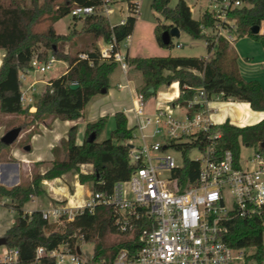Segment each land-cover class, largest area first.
Returning a JSON list of instances; mask_svg holds the SVG:
<instances>
[{
	"label": "trees",
	"instance_id": "1",
	"mask_svg": "<svg viewBox=\"0 0 264 264\" xmlns=\"http://www.w3.org/2000/svg\"><path fill=\"white\" fill-rule=\"evenodd\" d=\"M131 7L135 0H123ZM172 0H152L150 9L164 22H158L153 34L160 47L169 49L161 43V35L172 27L186 33L194 40H203L209 54L208 58L197 57H150L127 58V63L141 76V86L137 93L144 100L156 96L158 90L177 83L179 96L173 101L181 108L187 107L198 89L204 92L207 101L214 97L247 103L253 112H264V89L256 81H245L237 69V55L228 42L216 36L212 30L216 22L213 11H204L198 19H193L191 8L184 0L169 7ZM221 3L224 0H216ZM231 4L239 2V7L226 11L228 19L234 22L233 35L237 38L251 39L264 47V34L260 29L264 22V0H228ZM103 0H0V51L3 57L0 64V113L21 116L23 121L16 128L21 133L32 125L44 124L47 120L76 121L89 101L101 95L103 89L109 88V76L117 67L111 58H102L96 46L98 41L108 44L112 37L119 44L127 39L134 29L136 17L129 15L122 25L111 26L108 18L101 14H91L83 18H73L74 23H81L80 30L69 34H57L52 25L45 32H36L34 27L43 15H53L52 24L70 14L75 6L100 8ZM110 1L108 2V5ZM137 4V3H136ZM204 29L207 32H204ZM81 38L83 48L74 50L73 39ZM71 48L64 52L66 45ZM41 49V50H39ZM86 55L79 59L78 55ZM49 56L67 64V70L60 77L49 81L43 92L35 96L34 112H29L20 104L19 73L27 69L31 60L37 57L46 61ZM76 85L75 89L70 88ZM198 109L197 106L194 108ZM115 127L108 137L100 140L106 128L107 117L98 118L85 127L84 139L80 145L75 143L76 127L68 129L66 140L54 149V159L43 173H36L30 182H21L11 188L0 185V206L13 210L16 214L13 224L6 230L3 238L6 247L18 250L19 264H54V260L44 256L35 262L36 249L41 247L51 251L65 246L72 252L78 243H92L94 253L92 262L104 259L103 252L130 246L128 234L118 231L114 224V213L109 207H97L93 214L83 212L64 228L54 229L52 224L44 221L41 212L30 214L23 211V206L32 197L43 192L41 183L61 177L68 172L77 174L78 182L83 185L91 183L92 193L108 194L114 184L129 179L135 165L128 158L134 128L127 127L126 117L122 112L113 115ZM220 137L214 141L207 138L215 133ZM94 140L88 143L89 136ZM213 143V145H212ZM264 152V119L257 123L238 127L225 121L212 127L208 133H198L170 144V148L181 154V166L173 172L178 185L183 187L195 185L200 162L190 160L187 156L192 149L203 151L211 146L214 156L225 151L231 152L235 164L239 160L240 145L256 146ZM7 148L0 143V152ZM61 151L59 157L58 151ZM91 167L89 174L80 172V167ZM9 200V202H8ZM131 233L136 235V229ZM264 232V215L251 219L231 218L223 224L222 240L230 248L253 251V258H263L262 234ZM113 235L122 237L111 241ZM115 254V253H114ZM113 257L111 256L109 260Z\"/></svg>",
	"mask_w": 264,
	"mask_h": 264
},
{
	"label": "built area",
	"instance_id": "2",
	"mask_svg": "<svg viewBox=\"0 0 264 264\" xmlns=\"http://www.w3.org/2000/svg\"><path fill=\"white\" fill-rule=\"evenodd\" d=\"M103 2L97 9L75 6L70 15L83 18L101 14L107 18L112 11L109 0ZM239 6V2L231 4L224 0L213 10L216 22L212 32L216 36L232 41L235 27L226 11ZM129 13L136 17L138 4L135 3ZM120 44L112 37L107 47L99 49V53L102 58H111L126 75L129 65ZM78 57L86 59L84 54ZM54 61L52 56L46 61L34 57L29 67L19 73L20 104L29 112L35 111V96L40 94L36 89L37 82H29V75L45 73ZM118 88L124 87L119 84ZM176 92L174 98H165L166 105L155 109L152 114L145 112L146 101L136 93L132 107L125 111L134 128L133 138L128 141L132 146L128 158L136 166L128 180L114 184L108 194L91 192L81 201L72 197L65 204L61 202L41 212L44 221L64 228L83 212L93 214L97 207H109L114 213L118 231L127 233L132 244L119 249L109 262L86 260L81 252L76 253L78 247L74 252L65 246L51 251L39 247L35 252V262L47 256L54 260V264H249V261L264 264V255L257 260L252 256L254 252L230 248L221 237L223 224L231 218L251 219L264 215V152L259 151L257 144V151L243 168L240 159L235 164L229 151L214 156L212 143L202 151L203 157L198 160L196 184L179 186L173 172L181 164H176L169 154L163 157H155L154 154L178 152L170 148V144L198 133H208L218 125L213 122L209 101L201 89L185 108L173 104L179 96L177 89ZM196 106L198 109L195 110ZM219 137L220 133L215 132L207 138L214 141ZM136 225L138 228L133 236L131 233ZM0 264H19L18 250L0 247Z\"/></svg>",
	"mask_w": 264,
	"mask_h": 264
},
{
	"label": "crops",
	"instance_id": "3",
	"mask_svg": "<svg viewBox=\"0 0 264 264\" xmlns=\"http://www.w3.org/2000/svg\"><path fill=\"white\" fill-rule=\"evenodd\" d=\"M197 1H199L200 3L197 4L195 2L191 6L185 2L187 6L191 8V14L194 8L198 10L199 16L197 18H194L192 16V18L195 20L198 19L204 11H208L209 10L208 8L211 7L212 8L211 11H213L214 9H217L219 6V3L216 0H205L204 3H202L201 0H197ZM135 2L137 3L136 0ZM203 7L205 9L201 11ZM127 9H128V5L126 4L125 10L127 11L129 16L130 13ZM121 10L122 9H120L119 11ZM138 14L139 11L137 15ZM137 15H136V22L132 34L127 39H125L127 43L125 45V51L122 52L129 58L137 57L136 55L135 56L131 55L132 52L130 51L131 39L133 38V34L135 30L138 29V25H139V19L137 18ZM127 17L121 19L119 21V24L121 21H125ZM155 25L156 23L152 24V26L154 27ZM112 26H116V25H112ZM181 33L182 32L179 31V36L181 35ZM259 33L264 34V22L261 23ZM233 41H234V36L231 41V46L237 55V69L240 76L245 81L258 82L260 86L264 89V47L259 43L251 39H248L246 37L238 39L235 43H233ZM29 82L32 81L29 80ZM119 84H121L124 88H118ZM171 85H172L171 88L170 86L161 87L158 90L155 97L145 100L146 113L152 114L155 111V109L165 106L166 105L165 98L167 97L174 98L177 94L176 89L179 95V89L177 83H173ZM140 86H141V76L137 71H135L131 66H129V70L127 74L123 75L118 67L117 74H115V71H113L109 76V88L106 94L98 95L92 98L84 108L82 112V116L78 120L76 121L49 120L48 122L46 121V125L44 124L32 125L23 132V135L31 134L27 141L28 146L30 148L29 151H21L15 148L10 151L9 156L12 157L15 161L19 162L22 165V167L25 169L30 168V166H34L35 164H40L41 167L42 165H46V164L50 165V162L54 159V154L52 153V151L54 149L59 148L60 143L66 140L67 132L70 127L72 126L76 127L75 143L77 145H80L84 139V132L86 125L88 123L96 121L98 118H102L106 116L108 119L104 133H105V138H107L108 134L115 127L114 118H113L115 112H122L126 117L127 127L131 128L132 125L128 121V115L125 114V111L132 107L135 99V95L137 93V89ZM162 88H165L166 92H161L160 90ZM216 98L217 97H214L211 101L208 102V109L211 110L210 112L213 122L217 125H220L221 123L227 121L232 125L243 127L246 125L257 123L260 120L264 119V112H253L247 103H242L232 100L231 101L230 100L224 101L222 99L217 100ZM229 107L231 108V110L228 112L227 108ZM231 113L234 116L233 118L230 119L229 114ZM19 163L17 164L3 163V162L0 163V185L7 188H11L20 183ZM84 167L88 168L90 166L85 165ZM68 173L63 174L59 178L42 182V187H41L43 190L42 193L47 194V196L53 202L52 203L53 206L61 202L65 204L67 200L71 199L72 197L74 199H77L78 201H81L87 198L91 194V186L90 189H87L85 187V184L83 185L78 183L74 184L75 189L73 192H69L66 185L62 186L61 180ZM74 178H76L75 174H74ZM15 180L16 183L12 185L15 182ZM34 198L35 197H32L30 199L32 203V207H30L29 209H23L25 213L30 214L31 212L34 211L42 212L47 209L44 207H40V205H38V203L34 200ZM12 224H13V220H7L4 222L0 221V237L4 235L6 230L10 228Z\"/></svg>",
	"mask_w": 264,
	"mask_h": 264
},
{
	"label": "rangeland",
	"instance_id": "4",
	"mask_svg": "<svg viewBox=\"0 0 264 264\" xmlns=\"http://www.w3.org/2000/svg\"><path fill=\"white\" fill-rule=\"evenodd\" d=\"M26 5H29V0H24ZM39 3L42 2V0H38ZM110 1V8H111V15L108 17L109 24L112 25H117L119 24V21L125 17L128 16L127 11L125 10L126 2L123 0H109ZM138 3V11L139 14L137 15V18L139 19V25L138 29L135 30L133 34V38L131 39L130 43V51L131 55L137 56V57H144V58H150V57H166V56H171V57H197V58H207L208 57V52H207V47L205 45V42L203 40H194L191 37H189L186 33L182 32L181 35L178 38H171V47L169 49L160 47L157 45L155 37L153 35V28L152 26L153 23H162V24H167L165 23L162 18L154 13L150 9V1L151 0H136ZM178 0H172L169 7L173 8ZM188 5H192L195 2L199 4L200 2L197 0H184ZM202 3H204L205 0H201ZM203 6V5H202ZM122 9L121 11H119ZM205 8L203 7L201 11H203ZM208 11H211L212 8H208ZM192 16L194 18H197L199 16L198 10L196 8L193 9ZM52 18L53 15L47 14L43 15L36 26L34 27V30L36 32H45L48 28V26L52 25L54 31L57 34H69L72 30H80L81 23H74L73 18L70 14L67 16L59 19L55 23L52 24ZM234 36V35H233ZM83 38V37H81ZM80 37H77L73 39V41L76 43L74 50H79L83 48V44L80 41ZM238 39L234 36V41L235 43ZM126 40L121 42L120 44V50L121 52L125 51V45H126ZM70 44L66 45L64 48V52H67L71 48L69 47ZM96 46L98 49L105 48L107 47L106 44H104L101 41H98L96 43ZM133 48V50H132ZM41 50V49H39ZM137 51V52H136ZM135 53V54H134ZM139 53V54H136ZM3 54L2 51H0V56ZM1 57H0V63H1ZM67 64L63 61L55 60L54 63L52 64L50 70L46 71L43 74H38V73H32L29 75V80L32 82H37L36 89L39 93L43 92L45 89V85L51 81L54 80L58 77H60L66 70H67ZM115 74L118 72V67L115 68ZM115 76V75H114ZM113 78V77H112ZM32 79V80H31ZM45 84V85H44ZM161 92H166L165 88H162L160 90ZM231 101V100H230ZM233 101V100H232ZM228 112L231 110V108H227ZM34 112V111H33ZM235 113V112H234ZM233 114H229L230 119L233 118ZM23 121V117L21 116H11V115H3L0 113V139L1 137L8 132L9 130L16 128L17 125H19ZM49 120H47L48 122ZM107 125V124H106ZM106 129V128H105ZM24 132V131H23ZM23 132L20 133L18 139L11 145L5 148L0 152V163H12V164H17L19 162L15 161L12 157L9 156V153L12 149H19L21 151H24V148L28 146V138L30 137L31 134L23 135ZM105 130L100 136V140L105 139ZM215 132H218L215 130ZM22 136V137H21ZM257 151V146H245V145H240V154H239V159H240V164L244 168L246 165V162L249 157H251L255 152ZM25 153V152H24ZM171 155L176 164L180 165L182 158L181 154L175 151H168V152H159L157 154H154L155 157H163L165 155ZM59 157L61 156V151H58L57 154ZM188 158L190 160H201L203 155L202 152L197 150V149H192L188 152L187 154ZM20 164V163H19ZM156 164V162H154ZM50 165H41L40 164H35L34 166H30V168H23L22 165L20 164V176H19V181L22 184H26L27 182H30L32 179V176L36 173H42L46 169L49 168ZM80 172L83 174H89L91 172V168L81 166L80 167ZM74 174L76 175V178H74ZM80 184L78 182V177L77 174L74 172H69L62 180H61V185H66L68 188L69 192H73L75 189L74 184ZM91 183L87 182L85 184V187L87 189H90ZM42 187V183H41ZM7 188V187H6ZM34 200L40 205V207L44 208H52L54 207L52 205V201L50 198L47 196V194L40 193L37 195ZM226 204L229 206L230 202L228 200V197L226 198ZM32 207L31 200L26 202V204L23 206V209H29ZM15 212L7 207L0 206V221L4 222L7 220H13L15 219ZM52 224V228L54 229H59L57 225ZM111 241H119L122 239L121 236L119 235H113ZM262 242L264 246V232L262 234ZM77 247L79 248V251L81 252V256L85 258L86 260H90L93 256L94 253V245L92 243H78ZM117 252V249H113L111 251H106L103 252L106 257L103 259L105 262H109V258L114 256ZM247 252V251H246ZM253 251H248L247 253H251ZM251 260V259H250ZM249 264H256L255 261H249Z\"/></svg>",
	"mask_w": 264,
	"mask_h": 264
},
{
	"label": "water",
	"instance_id": "5",
	"mask_svg": "<svg viewBox=\"0 0 264 264\" xmlns=\"http://www.w3.org/2000/svg\"><path fill=\"white\" fill-rule=\"evenodd\" d=\"M255 32H258L259 31V28L256 27L254 29ZM179 37V30L178 28L176 27H172L170 28L168 31H165L163 32V34L161 35V43L163 45H167L170 41H171V38H178ZM77 86L76 85H71L70 88L72 89H75ZM107 92L106 89H103L101 90L100 94L101 95H105ZM21 133V128H13L11 130H9L8 132H6L0 139V143L4 146H11L19 137ZM94 140V136H89L87 138V142L90 143ZM129 148H131L132 146L131 145H128ZM261 147H264V144H261ZM29 146H26L24 148V151H29ZM17 180V178H16ZM16 180L15 182L12 184L14 185L16 183ZM2 246H6V239L3 238V237H0V247ZM76 253L77 254H80V251H79V248L76 249ZM264 255V254H263Z\"/></svg>",
	"mask_w": 264,
	"mask_h": 264
}]
</instances>
